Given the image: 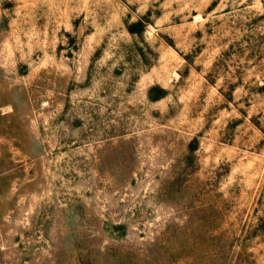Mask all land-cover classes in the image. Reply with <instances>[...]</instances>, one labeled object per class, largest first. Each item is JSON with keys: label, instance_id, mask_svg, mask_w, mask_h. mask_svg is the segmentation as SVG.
Masks as SVG:
<instances>
[{"label": "rangeland", "instance_id": "obj_1", "mask_svg": "<svg viewBox=\"0 0 264 264\" xmlns=\"http://www.w3.org/2000/svg\"><path fill=\"white\" fill-rule=\"evenodd\" d=\"M0 264H264V0H0Z\"/></svg>", "mask_w": 264, "mask_h": 264}]
</instances>
